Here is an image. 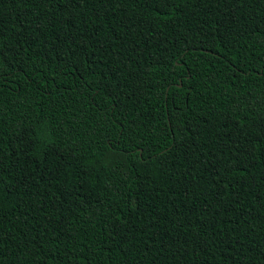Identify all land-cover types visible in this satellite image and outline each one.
<instances>
[{
  "label": "trees",
  "instance_id": "1",
  "mask_svg": "<svg viewBox=\"0 0 264 264\" xmlns=\"http://www.w3.org/2000/svg\"><path fill=\"white\" fill-rule=\"evenodd\" d=\"M0 264H264V0H0Z\"/></svg>",
  "mask_w": 264,
  "mask_h": 264
},
{
  "label": "water",
  "instance_id": "2",
  "mask_svg": "<svg viewBox=\"0 0 264 264\" xmlns=\"http://www.w3.org/2000/svg\"><path fill=\"white\" fill-rule=\"evenodd\" d=\"M178 85L180 84V83H177Z\"/></svg>",
  "mask_w": 264,
  "mask_h": 264
}]
</instances>
